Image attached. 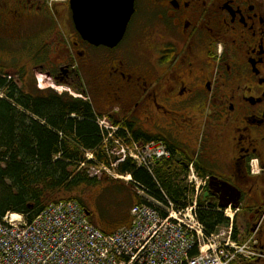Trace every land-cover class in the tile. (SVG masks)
Instances as JSON below:
<instances>
[{
    "label": "flooded vegetation",
    "instance_id": "obj_1",
    "mask_svg": "<svg viewBox=\"0 0 264 264\" xmlns=\"http://www.w3.org/2000/svg\"><path fill=\"white\" fill-rule=\"evenodd\" d=\"M8 60L18 64L7 71L42 72L136 134L175 145L176 164L205 173L207 205H229L233 232L264 252V0H134L114 49L78 34L71 0H0Z\"/></svg>",
    "mask_w": 264,
    "mask_h": 264
},
{
    "label": "trees",
    "instance_id": "obj_2",
    "mask_svg": "<svg viewBox=\"0 0 264 264\" xmlns=\"http://www.w3.org/2000/svg\"><path fill=\"white\" fill-rule=\"evenodd\" d=\"M5 64L0 62V93L4 95L0 98V217L16 213L32 221L50 205L62 202H75L86 210L76 193L100 183L89 174L91 169L111 165L104 146L107 133L98 123L108 116L98 113L89 96L80 91L76 93L84 100L51 90L25 91L10 81ZM19 74L26 75L25 71ZM108 119L114 127H119L117 138L125 142L129 139L148 144L161 142L174 156L170 162L156 166L153 174L138 168L131 160L119 165L116 173L121 177L131 176L133 183L147 195L162 200L165 194L173 203L184 207L192 187L184 180L181 182L187 169L174 160L178 148L161 137L136 134L127 121ZM87 154H92L93 160H88ZM199 168L197 164V172L205 178ZM134 184L130 185L132 189L136 188ZM135 197L138 203L142 201L137 194ZM198 218L208 234L229 225L223 214L216 207H209L202 197ZM123 219L114 222L119 225ZM89 220L92 222V217ZM104 222L107 220L101 217L100 223ZM233 238L241 242L237 231ZM239 264L261 263L257 259H241Z\"/></svg>",
    "mask_w": 264,
    "mask_h": 264
},
{
    "label": "built area",
    "instance_id": "obj_3",
    "mask_svg": "<svg viewBox=\"0 0 264 264\" xmlns=\"http://www.w3.org/2000/svg\"><path fill=\"white\" fill-rule=\"evenodd\" d=\"M113 142L120 152L115 154L117 150L111 146L107 153L121 160L112 168L129 158L153 174L157 161L170 158L162 143L125 142L120 137H114ZM193 181H188L195 190L190 191L186 207L176 205L165 194L160 200L139 188L142 202L132 210L131 226L111 235L97 230L74 202L50 205L32 221L8 213L0 217V264H237L243 258L237 250L249 246L234 242L232 230L227 239L212 245L214 237L197 214V200L205 184L195 185ZM224 247L229 255L236 256L233 263L218 251ZM252 252L258 251L252 248Z\"/></svg>",
    "mask_w": 264,
    "mask_h": 264
},
{
    "label": "rangeland",
    "instance_id": "obj_4",
    "mask_svg": "<svg viewBox=\"0 0 264 264\" xmlns=\"http://www.w3.org/2000/svg\"><path fill=\"white\" fill-rule=\"evenodd\" d=\"M36 32L37 31H35V33L32 34L34 38H37ZM65 33H66L67 49L68 51H70V48L72 47L71 39H70L71 32L69 30H66ZM48 49L51 50L53 48L51 45L48 44ZM17 57H18L17 59H18L20 66L29 65L28 60L30 58L26 54L18 53ZM70 58H71L70 64H74L75 61H74L73 56H70ZM5 63H6L5 66L9 68H13V65L18 64L16 60L14 61L8 60ZM8 72H9V76L11 77L10 81L12 80V82H15L20 88H23L27 92L32 91L34 88H37L40 90H51V91L56 92L59 95L68 94L77 99H83V100L85 99L83 96L79 95L78 93H76V91H74L73 89L69 87H65L62 85L59 86L50 81L48 82L45 78V75H43L42 72L38 71L30 78L26 76H22V74L17 73V70L15 69H10ZM0 98H4V95L2 93H0ZM101 121H102L101 123H104V126L103 127L100 125L99 126L102 128V130L105 131V134L107 133V138H108L107 141L104 143V146L106 147L108 144L112 143V150L116 149L117 151H115L116 152L115 154H117L118 152H120V149L117 146H115V143L113 142L115 133H117V130H116L117 128L113 127L112 124L109 122L106 123V121H103V119ZM106 128L108 129V132L106 131L107 130ZM180 141L186 144L192 143V141H189L187 138H182ZM89 156H90V159L93 160L92 159L93 155L90 154ZM194 156H196V154H194ZM120 160L121 159L119 157L116 158L115 161L113 160L112 163L113 162L114 163L112 164V166L120 163ZM103 170L104 169H102L101 166H100V169L95 168V170H92V171H97V174L96 173L94 174L97 175L95 177H97L100 180V183L97 186L92 187V188L80 189L76 193V196L84 202L86 208L91 212L92 221L99 223V221L101 220V217L104 220L105 219L107 220V222H104L102 225H105V230H108V228L112 229L118 225L117 223L114 222L116 221L115 219H118L121 217L123 218L127 215V213L129 212L131 206L133 205L135 201V194L137 193V191L135 193L132 187L130 186V183L133 181L132 177L131 178L129 177L119 178L121 176H119L115 170L114 171L111 170L110 172H105ZM190 171L187 173V175H185L181 179V182L184 180L185 183L188 184L187 183L188 181L190 183L191 180H194L193 182L195 183V185H200V182H203L205 184V179H200V177L197 176V170L195 171L192 168V170ZM91 176L93 177V174ZM230 217H233V215L230 214ZM110 218H112V220H110ZM102 229L103 228L101 227L100 230ZM231 229H232V234H233V227L229 228V225L226 229H223L220 231V235L210 234L211 237H214V239L210 240L212 242V245L215 246L214 242L219 239H224V240L227 239L228 237L227 234L229 233ZM244 238H245L244 236H240L239 238L241 240L240 243L242 244L241 247H243L244 245H247L249 247L247 248V250H243V251L237 250L239 251L237 253L242 255L240 257H243L244 259H250V261L251 260L254 261L253 256H251L250 254H258L260 259H258V257H256L255 259H257L261 264H264V260H262L264 259V252L262 253L261 250H258L257 253L252 252V248H258L257 242L254 240V238L249 237L247 240H245V242L243 241ZM228 246H231V244ZM226 250L227 248L224 247L223 250L219 249L218 251L222 252L220 253L221 255L230 257L233 263L236 260L235 258L236 256L229 255L226 252ZM239 263L240 261L238 260L237 264Z\"/></svg>",
    "mask_w": 264,
    "mask_h": 264
},
{
    "label": "water",
    "instance_id": "obj_5",
    "mask_svg": "<svg viewBox=\"0 0 264 264\" xmlns=\"http://www.w3.org/2000/svg\"><path fill=\"white\" fill-rule=\"evenodd\" d=\"M71 6L76 31L97 48H116L134 14V0H71ZM228 206L219 205L221 209Z\"/></svg>",
    "mask_w": 264,
    "mask_h": 264
},
{
    "label": "crops",
    "instance_id": "obj_6",
    "mask_svg": "<svg viewBox=\"0 0 264 264\" xmlns=\"http://www.w3.org/2000/svg\"><path fill=\"white\" fill-rule=\"evenodd\" d=\"M137 203V199L135 197V201L133 203V205L131 206L130 210L132 209V207ZM130 210L129 212L127 213V215L125 216V219H123V222L117 226H115L114 228L112 229H109L108 230H105V225H102L99 221V223L95 222V221H92L93 224L98 228L100 229L101 227L103 228L102 231H104L105 233L107 234H112L114 232H116L117 230L121 229V228H127L130 226L131 224V218H130Z\"/></svg>",
    "mask_w": 264,
    "mask_h": 264
},
{
    "label": "bare ground",
    "instance_id": "obj_7",
    "mask_svg": "<svg viewBox=\"0 0 264 264\" xmlns=\"http://www.w3.org/2000/svg\"><path fill=\"white\" fill-rule=\"evenodd\" d=\"M128 178V177H127Z\"/></svg>",
    "mask_w": 264,
    "mask_h": 264
}]
</instances>
